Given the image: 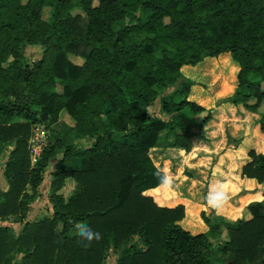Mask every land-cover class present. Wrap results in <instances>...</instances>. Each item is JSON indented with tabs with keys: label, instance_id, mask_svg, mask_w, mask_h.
Listing matches in <instances>:
<instances>
[{
	"label": "trees",
	"instance_id": "obj_1",
	"mask_svg": "<svg viewBox=\"0 0 264 264\" xmlns=\"http://www.w3.org/2000/svg\"><path fill=\"white\" fill-rule=\"evenodd\" d=\"M26 45L41 58L29 61ZM224 54L234 63L221 97L260 113L264 132V0H0V151L13 147L0 222L24 224L19 235L0 224V264H106L111 249L115 264H261L264 200L231 224L203 211L209 229L192 234L184 205L145 193L166 180L150 155L161 133L190 151L212 118L184 67L209 60L214 70ZM158 100L162 116L151 115ZM64 111L73 123L59 130ZM36 125L48 137L32 163ZM249 156L242 176L264 184V153ZM55 159L53 212L26 221ZM68 180L76 189L65 198Z\"/></svg>",
	"mask_w": 264,
	"mask_h": 264
},
{
	"label": "crops",
	"instance_id": "obj_2",
	"mask_svg": "<svg viewBox=\"0 0 264 264\" xmlns=\"http://www.w3.org/2000/svg\"><path fill=\"white\" fill-rule=\"evenodd\" d=\"M221 78L225 82V77ZM221 92V88L213 94L206 91L196 98L211 110L212 118L192 137L190 151L172 146L173 137H166L165 132L150 150L166 180L145 193L162 207L184 205L186 216L180 224L192 234L209 229L202 218L203 211L223 213L234 220L248 219L249 204L264 200V184L242 176V167L251 160L249 152L264 153L260 113L226 102ZM233 92L234 88L230 94Z\"/></svg>",
	"mask_w": 264,
	"mask_h": 264
},
{
	"label": "rangeland",
	"instance_id": "obj_3",
	"mask_svg": "<svg viewBox=\"0 0 264 264\" xmlns=\"http://www.w3.org/2000/svg\"><path fill=\"white\" fill-rule=\"evenodd\" d=\"M49 14V9L46 10V16ZM24 53L26 55V57L28 58L29 61L33 62L36 61L38 59L41 58L43 50L41 48V46L39 45H26L24 47ZM227 55V57H229V59L226 62H220V60H218L216 68L214 70H210L209 68V60H205L204 62H202L201 64L197 65V66H188V68H185L183 70V74L186 78L192 79L194 81L199 82L196 86V88L194 89L193 93L194 95L199 97H201L206 91H209L210 93L213 94V92H217L222 86L223 83L221 80V77H225L228 73V71L230 70V66L232 63H234L233 59L231 58V56L229 54H224L222 57L225 58ZM71 59L77 63H82L83 59L79 58V57H75L73 55H70ZM214 61V60H211ZM223 61V60H221ZM229 61V62H228ZM219 74V76H218ZM218 76L219 80H215L212 81L213 77ZM204 84V85H202ZM61 89V88H60ZM175 89V87H171L169 89H167L164 92V95H169L173 90ZM211 94V95H212ZM223 93H221L222 95ZM230 94V93H228ZM225 96V95H222ZM191 100H193V98H190ZM195 101V100H194ZM149 112L151 115H157V116H162L160 113V104H159V100L156 101V103H154L151 107L148 108ZM165 117V116H163ZM72 124L73 121L72 119L69 117V115L64 111L61 113V120L59 123H57L56 128L59 130H63L64 128H66V124ZM48 137V133L45 129H43L42 131H37L36 136L34 135V139L33 142H35L36 144H40L41 146L46 142ZM91 143V141H89V139L85 138V139H81L79 144L82 147L88 146ZM13 147H4L1 151H0V190H7L8 189V183L4 177V167H5V163L7 161L8 158V154L11 151ZM61 157V156H60ZM78 164L81 163L79 160L77 161ZM57 166H59L58 164V160H52L51 161V165L49 166V169L47 170L46 174H45V179L43 182V185L41 186V192H42V196L40 198H37L31 205H30V210L27 213V217H26V221H37V220H41L44 217H47L48 215H50L53 212V205L51 204L50 200H49V193H50V185H51V181L53 180V171L57 168ZM76 189V182L72 181V180H68L67 183H65V186L61 189L60 193H62L64 195L65 198H69L75 191ZM252 203L255 202H251L249 204V207L251 206ZM213 218L215 221H219V220H224L225 223H235L237 222L239 219H232L226 215H224L223 213H215L213 215ZM219 219V220H218ZM0 224L3 225H9L12 226L14 232L19 235L22 231L23 225L22 223L18 222L16 220V218H11L9 221L7 222H0ZM226 232H224L225 234ZM227 237V235L225 236V238ZM214 243H216L217 241L213 240ZM138 244H141V241L138 242ZM119 256V252L116 253L113 249L110 250L109 255L107 256L106 259V264H115V262L117 261V258ZM264 264V261L261 263Z\"/></svg>",
	"mask_w": 264,
	"mask_h": 264
},
{
	"label": "built area",
	"instance_id": "obj_4",
	"mask_svg": "<svg viewBox=\"0 0 264 264\" xmlns=\"http://www.w3.org/2000/svg\"><path fill=\"white\" fill-rule=\"evenodd\" d=\"M44 129L41 125H36L34 127V135L36 136L37 131H42ZM34 139V138H33ZM42 151V146L40 144H36L32 140V146H31V156H32V163H35L37 161V158L39 157L40 153Z\"/></svg>",
	"mask_w": 264,
	"mask_h": 264
}]
</instances>
